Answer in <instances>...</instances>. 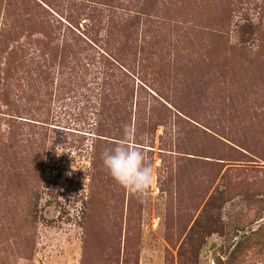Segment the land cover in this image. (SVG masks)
Wrapping results in <instances>:
<instances>
[{
    "label": "rangeland",
    "instance_id": "rangeland-1",
    "mask_svg": "<svg viewBox=\"0 0 264 264\" xmlns=\"http://www.w3.org/2000/svg\"><path fill=\"white\" fill-rule=\"evenodd\" d=\"M0 264H264V0H0Z\"/></svg>",
    "mask_w": 264,
    "mask_h": 264
},
{
    "label": "clouds",
    "instance_id": "clouds-1",
    "mask_svg": "<svg viewBox=\"0 0 264 264\" xmlns=\"http://www.w3.org/2000/svg\"><path fill=\"white\" fill-rule=\"evenodd\" d=\"M132 135L131 130L125 127L121 140L103 152L102 163L115 184L130 194L142 196L155 176L152 166L146 163L145 154L130 146Z\"/></svg>",
    "mask_w": 264,
    "mask_h": 264
},
{
    "label": "trees",
    "instance_id": "trees-1",
    "mask_svg": "<svg viewBox=\"0 0 264 264\" xmlns=\"http://www.w3.org/2000/svg\"><path fill=\"white\" fill-rule=\"evenodd\" d=\"M130 22L131 23H134V19H130ZM258 29V28H256ZM261 33V30L259 31ZM219 35V34H218ZM218 40V39H217ZM130 46V45H129ZM235 49V48H234ZM247 58V57H246ZM244 58L243 57V60L246 61V62H243V61H240V63H243V64H248V67L251 68L253 63H255L256 61H259L260 60V56H258L257 52H254L252 54V56L249 58ZM249 59V60H248Z\"/></svg>",
    "mask_w": 264,
    "mask_h": 264
}]
</instances>
